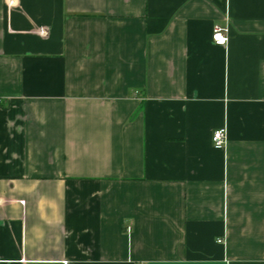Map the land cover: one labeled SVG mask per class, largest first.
<instances>
[{
  "label": "crops",
  "instance_id": "1",
  "mask_svg": "<svg viewBox=\"0 0 264 264\" xmlns=\"http://www.w3.org/2000/svg\"><path fill=\"white\" fill-rule=\"evenodd\" d=\"M0 264H264V0H0Z\"/></svg>",
  "mask_w": 264,
  "mask_h": 264
},
{
  "label": "built area",
  "instance_id": "2",
  "mask_svg": "<svg viewBox=\"0 0 264 264\" xmlns=\"http://www.w3.org/2000/svg\"><path fill=\"white\" fill-rule=\"evenodd\" d=\"M212 39L217 46H226L229 42L228 30L217 27L214 30ZM213 144L216 149H224L227 146V133L225 129L214 132ZM219 243H223V240H219Z\"/></svg>",
  "mask_w": 264,
  "mask_h": 264
}]
</instances>
